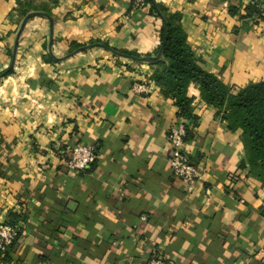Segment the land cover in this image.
Listing matches in <instances>:
<instances>
[{"label": "crops", "instance_id": "0c3cea01", "mask_svg": "<svg viewBox=\"0 0 264 264\" xmlns=\"http://www.w3.org/2000/svg\"><path fill=\"white\" fill-rule=\"evenodd\" d=\"M25 1L0 0V218L24 216L8 264H264V183L241 173V131L189 87V191L169 163L175 101L121 53L154 56L162 17H130V0H31L52 15L17 42L39 12L21 17ZM153 1L181 14L204 70L235 91L264 81V0ZM77 144L98 150L75 174Z\"/></svg>", "mask_w": 264, "mask_h": 264}, {"label": "trees", "instance_id": "16d2710c", "mask_svg": "<svg viewBox=\"0 0 264 264\" xmlns=\"http://www.w3.org/2000/svg\"><path fill=\"white\" fill-rule=\"evenodd\" d=\"M57 2L58 0H49L53 5ZM145 2L163 19L161 44L154 56L141 57L128 51L121 53L151 64L152 81L161 89L163 96L175 101L178 108L177 116L188 122L187 136L189 126L197 124L198 121V117L193 113V98L188 95L189 87L195 85L200 92L201 100L215 109L216 116L227 124L228 129L241 131L245 154V160L240 166L241 173H246V178L264 183V81L250 83L235 91L216 75L201 67L200 58L189 44L187 34L183 30L181 14L168 13L167 10L160 8V5L154 4L153 0ZM49 3L35 5L31 0L25 1L19 6L20 16L25 17L32 10L51 16ZM106 48L117 53V50L107 46ZM160 52V58L153 61L152 57H156ZM96 149L98 150V147ZM23 218L22 214L9 212L5 223L18 229L17 224ZM18 238L19 231L12 245L7 248L5 256L0 253V263H10V255Z\"/></svg>", "mask_w": 264, "mask_h": 264}, {"label": "built area", "instance_id": "2783aa9c", "mask_svg": "<svg viewBox=\"0 0 264 264\" xmlns=\"http://www.w3.org/2000/svg\"><path fill=\"white\" fill-rule=\"evenodd\" d=\"M136 6L145 5V0H134ZM262 20L264 22V2L262 6ZM134 90L137 93L147 92L145 85H137ZM187 124L184 119H177L171 127L169 134L170 156L169 163L175 178L183 181L191 191L199 178V169L191 161L186 151ZM97 149L94 145L77 144L71 151L67 160V168L70 173H80L90 168L96 162ZM18 229L5 223L0 218V253L5 252L17 237ZM148 264H165L162 260H152Z\"/></svg>", "mask_w": 264, "mask_h": 264}, {"label": "rangeland", "instance_id": "374dc122", "mask_svg": "<svg viewBox=\"0 0 264 264\" xmlns=\"http://www.w3.org/2000/svg\"><path fill=\"white\" fill-rule=\"evenodd\" d=\"M131 3H132V4H131ZM130 5H132L131 8H130ZM146 7H147L146 2H145V5H143V6H139V7H138V6L135 5L134 0H130V4H129V7L127 8V11H128V13H129V15H130V17H131V16H133V13H134V14L139 13V12L145 10ZM129 8H130V9H129ZM19 31H20V29H19ZM19 31H18L17 35L19 34ZM20 68H23V67L20 66ZM0 80H1V79H0Z\"/></svg>", "mask_w": 264, "mask_h": 264}, {"label": "water", "instance_id": "95a60500", "mask_svg": "<svg viewBox=\"0 0 264 264\" xmlns=\"http://www.w3.org/2000/svg\"><path fill=\"white\" fill-rule=\"evenodd\" d=\"M37 15L47 16L46 14L41 13V12H33V13L28 14V15L25 17L24 22H23V24H22V26H21V29H20V31H19L18 38H17V42H18L19 37H20V35H21L22 31H23V27H24L26 21H27L28 19H30L31 17H33V16H37ZM48 17H49V16H48ZM122 56H124V55H122ZM160 56H161V52H160L156 57H152V60H153V61L158 60V59L160 58ZM141 61H142V60H141ZM143 62H145V61H143Z\"/></svg>", "mask_w": 264, "mask_h": 264}]
</instances>
